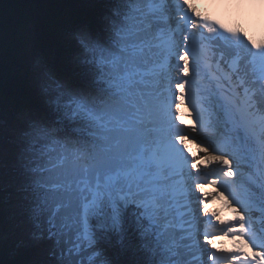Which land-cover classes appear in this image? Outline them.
<instances>
[{
    "label": "snow or ice",
    "instance_id": "1",
    "mask_svg": "<svg viewBox=\"0 0 264 264\" xmlns=\"http://www.w3.org/2000/svg\"><path fill=\"white\" fill-rule=\"evenodd\" d=\"M107 2L73 34L79 82L45 74L51 115L19 139L32 239L54 264H118L113 243L135 264H264V0Z\"/></svg>",
    "mask_w": 264,
    "mask_h": 264
},
{
    "label": "trees",
    "instance_id": "2",
    "mask_svg": "<svg viewBox=\"0 0 264 264\" xmlns=\"http://www.w3.org/2000/svg\"><path fill=\"white\" fill-rule=\"evenodd\" d=\"M112 6L107 0L0 2V149L8 144L7 129L14 119L30 112L51 115L35 84V62H42L57 79L78 83L82 68L72 58L78 51L73 34L81 29L98 30ZM21 22L28 25L24 31L19 29ZM7 164L0 161V264H54L49 242L32 239L28 211L18 203V193L24 196L21 186L14 190L5 185L7 177L1 180L4 168L13 171ZM110 251L118 264L142 259L133 249L124 250L114 243Z\"/></svg>",
    "mask_w": 264,
    "mask_h": 264
},
{
    "label": "rangeland",
    "instance_id": "3",
    "mask_svg": "<svg viewBox=\"0 0 264 264\" xmlns=\"http://www.w3.org/2000/svg\"><path fill=\"white\" fill-rule=\"evenodd\" d=\"M79 57H80V50L78 47V51L72 55V58L74 61H79ZM34 67L36 69V75H35V82L36 83L35 84L38 88V92L42 95L43 100L46 102V97H45V94L43 93V89H42V83H43L44 75L45 74L50 75L48 73L49 70L43 66L42 62L40 64L38 61L35 62ZM185 111L186 110H184V112ZM48 117H49V115L46 114L45 112H41V113L30 112L29 114H24L23 116H20L21 119H19V117H17L16 120L14 119V121L10 122L11 125L7 129V133L9 134V136L7 137L8 144H5V146L0 149V161L5 162V164L9 163L10 165L11 164L13 165V166H10L9 164H7V165H9V167H11L13 169V171H11L10 169L4 168V171L2 172L1 180H4V178L7 177V179L4 182L6 186H10L14 190H16V188L22 186V184L24 182L23 175H22V173H21V171L17 165V154H18V150H19V148H18L19 139H20L21 135L23 134V132L27 126V123L33 119H46ZM183 119L185 121V115H184ZM185 123L187 124V121H185ZM189 147L191 148L194 155L197 154L198 149L195 145H190ZM216 191L217 190L211 186L205 187V192L207 193V195L209 197H212V196L215 197ZM18 197L21 200L20 202L18 201V203L21 205V207L23 209L24 208L27 209L28 205L25 204V199H24V196L22 195L21 192L18 193ZM212 212L218 213L220 216V220L224 221L225 223L232 221L234 219L232 209L227 206V204L224 200L222 203H220V206L214 207L212 209ZM222 212L227 214L226 218L221 216ZM259 215H260L259 213H255L256 217H259ZM256 223L258 226L261 224V223H259L258 220L256 221ZM221 244L225 245L229 249H231L233 247L231 240L218 241V247ZM48 250L50 251V248ZM249 255H251L250 250H249Z\"/></svg>",
    "mask_w": 264,
    "mask_h": 264
},
{
    "label": "bare ground",
    "instance_id": "4",
    "mask_svg": "<svg viewBox=\"0 0 264 264\" xmlns=\"http://www.w3.org/2000/svg\"><path fill=\"white\" fill-rule=\"evenodd\" d=\"M203 11V10H202ZM212 11H214V10H212ZM204 14H211V12H205ZM215 18V17H214ZM257 38H259V37H257ZM223 202V200L222 199H218V198H216V203L218 204V203H222ZM209 211L210 212H212V209L210 210L209 209Z\"/></svg>",
    "mask_w": 264,
    "mask_h": 264
}]
</instances>
